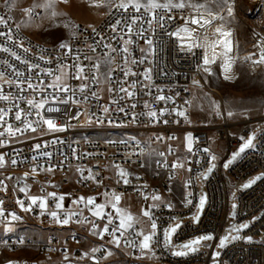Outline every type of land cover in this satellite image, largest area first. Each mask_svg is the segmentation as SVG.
I'll use <instances>...</instances> for the list:
<instances>
[{"label": "built area", "instance_id": "obj_1", "mask_svg": "<svg viewBox=\"0 0 264 264\" xmlns=\"http://www.w3.org/2000/svg\"><path fill=\"white\" fill-rule=\"evenodd\" d=\"M230 3L237 11L236 27L243 35L248 52L256 51L259 55L261 49L257 44L264 39V0H230ZM3 5L0 4V16L7 20L14 39L18 38L17 44L22 41L23 47L29 48V51L24 52L22 47L5 44L4 37H0V44L12 48L22 59L26 58L39 64L41 69L52 70L58 74V64L67 65L66 82L76 89L82 83H87L89 100L79 106H72L71 114H78V119L70 120L69 116L63 115L62 112L48 114L55 117L58 125L70 124L71 127L66 131H45L42 135L39 132H29L23 136L17 134V137L0 148V154H5L6 160L5 167L0 169V180L7 186L6 190H0V200L4 201L2 207L5 209V216L9 212H15L22 217L21 220L11 223L5 217H0V257L6 251H24L25 254L22 258L0 264H90L92 259L89 252L93 248L98 249L94 253L95 256L102 258L112 244L109 242L111 237L105 234L104 238L100 239L99 236L93 235L91 223H96L102 228L107 224V219L94 216L93 212L89 211L92 206H86L84 202L77 205L73 201L81 196L94 197L97 204H103L105 192L121 197L118 207L124 203L129 205L127 199L132 197L134 205L147 207L152 220L157 224L150 250H147L149 257L145 256L144 250L139 247H126L124 237H121V245L129 250L131 258L126 264H264V108L233 111L220 98L215 103L219 105V114L213 106L212 120L193 116L195 91L207 85L202 70L204 55L196 48L192 53L181 51V41L167 34L184 25V18L189 16L190 10H174L171 15L175 18L168 21L165 28H155L154 33L148 30L146 24L143 25L145 35L153 40L155 48V53L148 55V60L144 63H131L132 58L139 60L143 55H147L142 53L141 49L148 47L143 38L132 35L128 68L138 75L125 78L120 71L124 53L119 51L123 46L120 39L123 33L119 30L114 33L108 25L128 13L112 8L109 14L108 8L97 22H77L64 41L73 50L68 54L67 50L59 49L61 42H44L26 32L16 20L12 8ZM37 12L39 15L33 20H39L42 14L41 9H37ZM17 25H20L18 29ZM90 25L92 27H89ZM189 26L197 28L195 25ZM93 27L103 35L105 43H110L113 48L118 49L110 53L115 58L111 65H105L104 62L105 54L109 53L110 49L96 43L100 37L93 33ZM9 28L0 25V31L7 32ZM72 33L76 35L73 37ZM184 43H189L187 38ZM93 47L96 48L95 52L92 51ZM76 55H79V61L75 60ZM41 56L44 59H41ZM4 60L19 71L32 76L33 83L37 82L34 73H27L25 64L17 61L10 53L0 51V61ZM97 61L101 63L97 73L99 83L91 79L84 81L74 78V63L82 64L85 74L91 77L94 71L91 64ZM108 67L115 69L112 73V83L105 79ZM146 68L152 69L151 80H146L141 75ZM0 71L5 72L4 79L0 80V93L10 97L7 101L0 99V108L8 112L5 117L7 123L14 126L20 124L14 118L16 107L13 105L25 111H32L29 119H36L35 110L30 109L26 99L21 97L34 96L39 100L40 93L27 89L20 92L15 85L7 84L5 81L14 80L16 77L6 64L0 63ZM198 78L200 83L197 85L193 81ZM41 79L51 82L52 78L42 76ZM125 80L128 84L132 81L138 82L136 95L130 100L121 99L123 93L108 91L110 87L118 89ZM128 84L123 86L127 87ZM92 91L97 93L98 99L91 97ZM44 94L51 97L52 89H47ZM161 94L171 96L173 100L156 102L154 97ZM114 100L119 101V104L113 103ZM145 102L152 110L159 112V109L167 108L169 111L159 116L160 122H156V119L147 115L149 108L145 107ZM133 103L136 104L134 109L130 107ZM56 106L63 110L62 105ZM105 106L110 109L108 113L102 111ZM119 107H124L126 111H118ZM172 109L184 111L187 119L177 115ZM229 111L233 116L227 115ZM164 120L168 123H163ZM0 130L3 128L0 127ZM188 133L193 137L191 152L186 146L185 137ZM253 133L256 136L255 147L245 150L225 168L224 165L232 153L244 142L241 137L246 139ZM157 137L164 139L158 140ZM36 143L41 144L40 150H34ZM45 151L51 155H42ZM160 152L164 155L160 156ZM213 155L216 157L214 161L211 160ZM148 157H153V162H148ZM13 158L17 160L15 165L11 164ZM176 162L183 167L173 168L171 165ZM115 165L130 174L127 177L128 184L117 182L119 178ZM209 167H212V171L203 178ZM89 171L95 180L83 178L89 175ZM25 173H28L27 179L24 178ZM255 175L261 178L246 189L240 188L243 182ZM7 177L11 179H6ZM25 185L27 193L19 191ZM203 190L206 192V203L197 221L195 218ZM53 192L57 197L65 196L63 207L60 209L55 208L57 199L47 195ZM30 195L45 197L46 209L42 210L33 205L31 212L22 211L16 200H22L27 206L30 203ZM153 195H159L161 200L152 201ZM145 196L149 198L145 199ZM189 200L191 203H188ZM153 204L156 206L153 207ZM53 210L57 211L61 219L67 212H77L79 215L73 216L69 224L63 225L50 216L49 213ZM104 211L106 214L116 215L110 206ZM23 215L28 217L27 220L23 219ZM146 219L148 233L152 231L151 221L148 217ZM78 220L81 222H77ZM118 222L113 221L114 224ZM176 222H180V226L174 232L175 243L205 233L212 235L213 239L204 242L203 247L195 252L175 256L172 254L173 247L165 245L164 240L165 231ZM244 222H248L249 227L240 231V239L230 241L222 248L218 247L220 239L226 233L232 232V229L238 228ZM17 225L50 231L45 239L37 240L20 232ZM8 227H11L12 231H8ZM111 227L112 225H109L110 230ZM141 229L137 224L135 230ZM135 230H129V241L137 240ZM248 236L252 237V242L245 239ZM21 240L23 243H20ZM216 252H219V256L214 255ZM84 253L88 255L84 256ZM65 254L68 255V260L64 259ZM94 264L108 263L102 261Z\"/></svg>", "mask_w": 264, "mask_h": 264}, {"label": "snow or ice", "instance_id": "obj_2", "mask_svg": "<svg viewBox=\"0 0 264 264\" xmlns=\"http://www.w3.org/2000/svg\"><path fill=\"white\" fill-rule=\"evenodd\" d=\"M61 2L67 3V0H61ZM213 2L216 4V8L209 6L207 0H119V3L114 4L113 0H101V3L104 4L109 8V14H111V9L115 8L117 11H122L123 13H128L127 16H122L121 18H117L114 23H110L108 27L111 28V30L115 33L117 30H119L123 35L120 36V39L123 41V46L119 51H122L124 53V56L122 57L123 60V66L120 68V71L123 72L124 77H128L130 75H138L135 72H132L130 68H128L129 58H130V50L129 45L133 43L132 35L135 34L137 36H140L145 40V43L147 44V49L142 48V53H147V55H143L141 59L136 60L135 58L131 59V63H144L145 60H148V55H152L155 53V48L153 45V40L145 35V29L143 28V25L148 26V30H151L154 33L155 28H165L168 21L173 20L175 17L171 15V13L174 12V10H180L183 11L185 9L190 10V14L187 18H184V25L180 26L176 29L174 32L167 33L169 36H175L177 37L181 43L179 45L181 51H186L188 53H192L194 48L203 47L205 49L212 48L215 49L218 45H223L225 52L221 53L219 55H225L227 52L231 51V41H225L224 37L231 36L230 30H224L223 23L215 29L214 35L218 38L211 43L208 42V37L206 34L207 28L211 27L213 22L216 20L224 21L225 16L223 13H226L227 16L230 18L233 16V6L230 3V0H213ZM15 0H5L4 7L11 8L14 6ZM57 0H43L42 3H34L31 7L23 9V12L25 13V16L29 19H34L36 16L39 15V12H37V9L43 10L45 14L49 15V18H56L58 16L63 15L62 13L58 12L56 10ZM99 6V5H97ZM129 9H131V12L129 13ZM205 13H207V16H205ZM147 17V18H145ZM11 19V17H9ZM0 25H3L5 28H9L7 20L0 16ZM139 25L140 27H137ZM189 25H196L197 28H192ZM20 27V25H17V29ZM65 28L69 27L68 23L64 24ZM89 27H92L91 25ZM198 29H204V44H200L197 41L198 37H195L194 34L197 32ZM93 33L96 36H99L100 39L96 42L98 45L103 44L105 48L110 49V52L105 54V65H111L114 62V57L110 55L111 52H116L118 49L113 48L110 43L104 42V37L101 33L97 32V30L93 27L92 28ZM185 34V35H181ZM73 37L76 35L75 33H72ZM0 37H4L5 44H12L17 47H22L24 52H28L29 48L23 47V42L21 41L19 44H17V39H14L13 33L11 29L7 32L0 31ZM127 37V38H125ZM115 39V37H113ZM185 38L189 41V43L185 44ZM5 44H0V51L5 53H10L12 57H14L17 61H20L21 63L25 64L27 66V73H34L36 83H33L32 76L19 71L16 69L12 64H9L7 60L0 61V63H4L8 66V68L12 69V71L15 74L16 79L14 80H7L5 81L9 85H15L18 91L24 92L26 89L31 90L33 93H40V99L37 100L34 96L33 98H24L26 99V103L29 105L30 109L35 110V117L36 119H29V117L32 116V111H25L24 109H20L18 106L13 105V107H16L15 111V120L20 122L19 126H14L10 123H7L5 120V117L8 115V112H6L4 109L0 108V122H3V124H0V127L3 128V130H0V148L4 147L6 143H8L12 138L17 137V134L23 136L26 133H38L44 134L45 131L47 132H63L66 131L68 127H71L70 124L66 125H58L56 123L55 117L48 115L51 113H63V115H68L69 119H78V114H71L72 112V106L76 105L79 106L82 102H87L89 100V95L86 92L89 85L87 83H82L78 89L71 87L65 80V76L67 73L65 72V69L68 67L65 64H58L59 73L53 72L52 70H45L41 69V66L39 64L30 62L28 59H22L20 55L17 54V52L13 51L12 48L5 46ZM60 50H67L68 54L72 53V48L70 45L66 42H61L59 44ZM257 47L261 49L259 53V58L256 60H252V56L245 57V60H252L253 64H261L264 63V39H261V41L258 42ZM92 51L95 52L96 48L93 47ZM252 55H256L253 53ZM41 59H44L43 56L40 57ZM218 55H213L210 59L207 55L203 57L202 70L209 75L212 74V69L210 67L211 64H214L216 60L218 59ZM80 57L79 55L75 56V60L79 61ZM85 59H90L89 57H85ZM50 62V60L48 61ZM225 76L224 78L230 79L229 73L231 71L232 67V61L228 58L225 59L224 63L221 65ZM76 69V72L74 74V78L78 80H84L87 81L91 79L92 81L99 83V76L97 73H99L101 68V63L99 61L91 64V69L93 71V75L91 77H88L85 74V67L80 63H74L72 65ZM199 67V65H198ZM115 71V69H112L111 67L107 68V72L105 74V79L112 83V73ZM151 68H146L144 72L141 74L144 76L146 80H151ZM42 76H48L51 77V82H46L45 80L41 79ZM5 77V72L0 71V80H3ZM137 81H132L130 84H128L127 80H125L119 88H108V91L111 93H123L124 96L121 97V99H132L136 95L135 89L137 87ZM195 84H199V81H193ZM123 84H128L127 87L123 86ZM146 87V86H145ZM47 89H52L51 97L48 95H45L44 93L47 91ZM79 93V95H78ZM92 98H97V93L95 91L91 92ZM0 99L2 100H9L10 97L8 95H4L0 93ZM154 100L156 102L159 101H171L173 98L171 96H165L163 94L157 95L154 97ZM113 103L119 104V101L114 100ZM56 105H62L63 110L56 106ZM131 108H135L136 104L133 103L130 105ZM145 107L149 108V105L147 102H145ZM217 114H219V105H214ZM109 107L105 106L102 107V111L104 113L109 112ZM118 111L125 112L124 107H119ZM169 110L167 108L159 109V112L157 110H152L149 108V111L147 115L151 118L156 119V122L159 121V116H163L165 112H168ZM172 111H176L177 115L185 117L187 119L186 113L184 111H179L177 109H172ZM229 117L233 116V113L229 111L227 113ZM133 119H135V115L133 116ZM91 122V119L89 120ZM109 123H112V121H109ZM163 123L167 124L168 121L164 120ZM134 139V138H133ZM158 140L164 139L163 137H157ZM168 139H175V137H168ZM187 141V147L188 151H192V142L193 137L191 133H188L185 137ZM241 139L244 141L240 148L232 154L231 159H229L224 167L227 168L233 161L237 159L242 153L245 152L246 149H251L255 147L254 141L256 139L255 133L248 136L246 139L241 137ZM122 143H126L127 141H121ZM41 144L36 143L34 145V150H40ZM171 151V149H169ZM205 151H208V149H205ZM44 156H50L51 153L49 152H43L41 153ZM160 156H163L164 153L160 152ZM35 159V157H33ZM216 157L213 155L211 156V160H215ZM17 163V160L15 158L11 159V164L15 165ZM158 163H160L158 161ZM6 165L5 160V154H0V169L4 168ZM173 168L177 167H183L182 164L179 162L173 163L171 165ZM117 168V175H118V183L123 182L124 184H128V176L130 175L127 173L123 168H120L119 165H115ZM214 167V165L212 166ZM212 167L208 168V173L212 171ZM79 170V169H78ZM35 171V169H33ZM51 171V169H49ZM191 171V169H189ZM83 177V173H81ZM28 173L24 174V178L27 179ZM84 179H93L95 180V177L92 176L91 172L89 171V175L87 177H83ZM206 178V176H205ZM260 176L255 177L254 179L250 180L248 183L244 184V188L250 187L252 184L256 182V180L260 179ZM6 179H11V177H7ZM99 183V181H97ZM19 183V180H18ZM7 186L4 184V181L0 180V190H6ZM21 192L27 193V185L24 187H21L19 189ZM48 196L54 197L57 199V202L55 204L56 209H60L63 207L62 202L65 199L64 195H59L57 197L56 193H48ZM105 196V203L103 204H97L95 202L94 197H78L76 200L73 201L74 204H80L81 202H84L86 206H92L89 208V211L93 212V215L96 216L99 219H107V224H105L102 228H100L99 225L96 223H91V229L92 234L99 236L100 239L104 238L105 234H109L111 239L110 243L114 244L116 247L121 246V237H124V244L126 247H139L142 251L143 250H150L151 242L153 240V237L155 236V229L157 228V224L154 220H152L151 213L148 209H145L142 211V215L144 217H148L151 221L150 227L152 231L145 233L140 230H135V227L137 224L140 223V221L130 212H126L125 210L118 207L121 197L119 195H116L115 193H112L109 195L108 192H105L103 194ZM149 197L145 196V199H148ZM30 203L26 206L25 203L22 200L17 199L16 203L20 206L21 210L24 212H31L33 205L38 206L40 209L44 210L47 207V199L45 197H38L34 195H30L28 197ZM152 201H160L161 197L159 195H153L151 197ZM4 201L0 200V217H5L6 220H9V223L12 221H19L22 219L19 215H17L15 212H9L7 216H5V209L2 207ZM188 203H191L189 200ZM205 204V197H201L199 202V207L202 210L203 206ZM110 206L116 213V215L112 214H106L104 209L106 207ZM156 205L153 204V207ZM170 206V205H169ZM236 205H233V208H235ZM50 216L56 220L57 223L67 225L69 224L70 220L73 216L79 215L77 212H67L63 219H61L58 216L57 211L53 210L50 213ZM197 221L199 219V216L195 218ZM118 220L119 222L117 224H114L113 221ZM81 222V221H77ZM109 225H112L111 230L109 228ZM179 223H177L175 226L167 229L165 231V245H169L171 241V234L176 231V229L179 227ZM248 224H241L238 228L232 229L231 231L239 232L243 229L248 228ZM8 231H12L11 227L7 228ZM129 230H135L134 234L137 237V240L129 241L127 239V235L131 234ZM119 233V235H117ZM212 235H203L198 237L197 239L184 244L182 248L184 250H178L174 251L172 254L175 256H184L188 253V251L195 252L198 250V246L200 245L201 241H208L212 240ZM240 239L238 235L232 236L231 233L228 236L222 237L219 241L218 247L222 248L226 245V243ZM245 239L248 242H252V237L248 236L245 237ZM20 243H23V240L20 241ZM186 250V251H185ZM98 249L93 248L91 249L92 253L97 252ZM111 251H108L107 255H111ZM88 253H84V256H87ZM215 256H219V252H216L214 254ZM93 260H95V256L91 257ZM65 260H68L69 257L67 254L64 256ZM9 264H12V262H9Z\"/></svg>", "mask_w": 264, "mask_h": 264}, {"label": "rangeland", "instance_id": "obj_3", "mask_svg": "<svg viewBox=\"0 0 264 264\" xmlns=\"http://www.w3.org/2000/svg\"><path fill=\"white\" fill-rule=\"evenodd\" d=\"M42 2L43 0H15L14 6H12L11 8L14 12L16 20L20 23L21 27L26 32H28L30 35H32L38 40L51 43L64 42L68 38L70 33L73 31L77 22H97L108 9L107 6L101 3V0H83V2H81L80 0H67V3L61 2V0H57V3L55 5L56 10L62 13L63 15L53 19L49 18V15L45 14L42 10V14L39 20L29 19L25 16L23 9L31 7L34 3ZM207 2L209 6L213 7L214 9L216 8V4L213 2V0H207ZM4 3L5 0H0V4ZM113 3H119V0H113ZM223 14L225 16V20H216L210 28H207L206 34L209 43L216 40L218 37L214 35L215 29L223 23L224 30L231 31V36L223 38L225 41H231V51L227 52L226 56L219 55L225 52L224 46L222 44L216 46L214 50L212 48H207V56L210 59L213 55H218L219 58L214 64L210 65L212 69V74H204L207 85L199 87L195 91V99L193 103L192 113L193 116L198 119L212 120L214 116L213 106L220 98L225 103V105L233 111L264 108V64L252 63V60H256L259 57H257L256 55H252V52H248L243 35L241 31L238 30L236 27V9L233 8V16L230 18L227 16L226 13ZM65 23L69 24L68 28L64 27ZM199 32L200 29L197 30L194 36L198 37V39L200 40L201 37H199ZM250 55L252 56V60H245V57H248ZM226 58L232 61L231 71L227 73L230 79L227 80L224 78L225 72L221 66ZM196 81H199L200 83L199 78ZM210 88L216 89L217 92L210 91ZM240 146L234 152H236L240 148ZM231 157L232 155L229 159H231ZM153 160V157H148V162H153ZM208 174V171H206V173H204L203 178H205V176L207 177ZM257 176L259 175H255L254 177H251L247 181L243 182L240 188L246 189L243 187V185ZM202 197H205L206 203L205 190H203L202 192ZM127 202L129 203V205H126V203H124L120 208L125 210L126 212H130L131 214H133L140 221L138 225L144 230H146L147 219L142 215V211L139 206L133 204L132 197H129ZM204 207L205 204L202 210L199 207L197 216H201ZM27 218L28 217L23 215L24 220H27ZM177 223H179L180 225V222H176L172 224L169 228L175 226ZM242 224H248V222H244ZM17 229L20 232H24L36 238H40L44 233L43 228H38L35 230L31 227L17 225ZM230 233L232 236H236L239 235L240 231L228 232L225 236H228ZM203 235L209 234L205 233L197 235L195 237L183 240L179 243H175L174 233H172L169 245L173 247V251L184 250L182 248L184 244H187ZM204 242L206 241L200 242L198 249L203 247ZM144 252L145 256H148L147 250H144ZM190 253L192 252L188 251L187 254Z\"/></svg>", "mask_w": 264, "mask_h": 264}, {"label": "crops", "instance_id": "obj_4", "mask_svg": "<svg viewBox=\"0 0 264 264\" xmlns=\"http://www.w3.org/2000/svg\"><path fill=\"white\" fill-rule=\"evenodd\" d=\"M144 207L145 206H143V207L142 206H139V208L141 209V211L144 210ZM147 230H148V225H147V228L145 230L146 233H147ZM49 231L50 230H44V233L42 234V236L40 238H36L34 236H32V237H34L37 240L45 239L47 237ZM108 251H111L112 254L111 255H107ZM89 254H90V258L93 257V256H95V254L92 253L91 250H90ZM24 255H25L24 254V251H17V252H7L6 251L0 257V263L5 262V261L19 259V258L24 257ZM130 259H131L130 258V253H129V250L126 247H124L122 245L120 247H116L114 244H111L108 247V250H107L106 254L102 258H97L95 256V260L92 259V261H90L89 263L90 264H94V263H98V262L105 261L108 264H126L128 262V260H130Z\"/></svg>", "mask_w": 264, "mask_h": 264}, {"label": "bare ground", "instance_id": "obj_5", "mask_svg": "<svg viewBox=\"0 0 264 264\" xmlns=\"http://www.w3.org/2000/svg\"><path fill=\"white\" fill-rule=\"evenodd\" d=\"M80 1L83 2V0H80ZM204 33H205V30H204V29H200V32H199V37H201L200 40L198 39L197 41H193V42H198V43H200V44H204V43H205V40H204ZM181 35H185V34H181ZM196 49H199L200 51H202L204 56L207 55V49H205V48H203V47H199V48H196ZM249 52L255 53L256 56L259 57V55H258V53H257L256 51H249ZM204 73H206V72H204ZM206 74H208V73H206ZM210 91H216V92H217V90L214 89V88H210ZM146 208H147V207L145 206V207H144V210H145ZM141 231H143V232L146 233V231H145L143 228L141 229Z\"/></svg>", "mask_w": 264, "mask_h": 264}]
</instances>
